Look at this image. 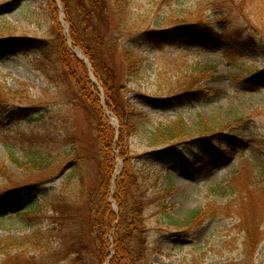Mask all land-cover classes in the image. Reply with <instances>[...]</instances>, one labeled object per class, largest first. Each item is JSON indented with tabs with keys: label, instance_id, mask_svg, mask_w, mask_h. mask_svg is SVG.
<instances>
[{
	"label": "rangeland",
	"instance_id": "obj_1",
	"mask_svg": "<svg viewBox=\"0 0 264 264\" xmlns=\"http://www.w3.org/2000/svg\"><path fill=\"white\" fill-rule=\"evenodd\" d=\"M52 2L59 27L67 35L69 25L64 17L61 19V4ZM49 3L50 0H0V36L8 39L0 45L15 42L23 48L18 55L0 58V118L6 119L4 124L8 125L3 130L34 129L36 142L41 139L38 146L47 144L52 152L50 169L36 180L5 155L0 141V203L14 206L18 197L27 203L30 193L35 192L33 198L46 194L35 208L43 218V232L58 228L50 221L57 216L53 207L58 202L70 214L76 212L79 202L84 203L81 214H74L78 223L85 220L80 232L85 251L80 258L88 264L95 263L99 241L88 220L99 215L102 210L96 212L103 205L98 200L94 208L88 195L100 194L97 161L100 163L102 151L96 143L99 123L78 94L79 89L88 91L91 84L112 147L107 202L118 214L119 205L114 199L117 181L126 171L137 178L129 186L135 185L137 194L146 198L142 216L147 228L148 264H264V84L248 82L250 72L264 69V51L231 50V39L240 31L252 33L257 29L264 37V0H133L122 26L114 23L113 13L108 10L107 26H100L104 51L95 57L102 78H108L104 72L115 73L114 95L110 98L89 58L78 47L66 41L71 54L83 63L69 59L71 81L59 56L54 57L56 34ZM196 20L215 28L202 48L195 47L189 39L154 45L142 37L148 29ZM223 34L228 38L224 39ZM35 39L51 43L54 52L50 58L34 49L26 50L28 41ZM89 45L92 46L90 42ZM185 92L189 95L182 96V100L176 97ZM107 99L113 104L111 110ZM12 106L36 107L40 112L35 117L41 115L40 121H10L6 114ZM203 125L216 133V144L224 150L221 157L203 153L197 144L192 145L197 154H189L183 144L171 143L189 140ZM166 129L174 137L168 139ZM170 143L174 149L181 146L178 149L188 154L187 159L183 154L174 156L163 169L147 158L158 147ZM72 149L79 160L72 162L76 159L68 152ZM60 152L63 154L59 157ZM188 158L189 164L182 161ZM34 185V191L23 189ZM215 185L220 190L213 194ZM190 212L198 213L199 219L192 227L187 226L188 231L184 227L183 235H177L181 229L163 218L167 215L184 220ZM8 219V228L9 223L14 224L12 232L0 230V239L20 237L22 234L13 232L21 226L19 217ZM66 233L71 235V229ZM107 240L112 242L111 233ZM159 242H163L160 247ZM48 244L52 252L47 259L55 261L64 251L59 250L58 239Z\"/></svg>",
	"mask_w": 264,
	"mask_h": 264
},
{
	"label": "trees",
	"instance_id": "obj_2",
	"mask_svg": "<svg viewBox=\"0 0 264 264\" xmlns=\"http://www.w3.org/2000/svg\"><path fill=\"white\" fill-rule=\"evenodd\" d=\"M65 13V21L69 24V38L73 47H78L87 58H89L92 65V69L95 75L101 81L102 87L106 92L107 98L114 95L115 88V73L108 72L104 74L109 78H102V74L98 71L97 60L95 55H100L104 51L105 43H103V34H101V27L107 26L108 22V10L113 13V21L116 25H121L123 23L122 18L126 16L130 10L129 6L133 0H60ZM155 3L158 0H150ZM165 3H170L171 0H162ZM50 7L53 13V30L56 34L55 38V50L56 54L54 57L59 56L61 60L62 67L68 73L67 77L71 81V69L69 59L74 60V62L82 64L76 57L71 54V51L66 46V36L62 33L60 25L57 22V9L55 4L50 0ZM155 5V4H153ZM241 9V8H239ZM123 25V24H122ZM121 25V26H122ZM263 26V25H262ZM124 28V27H123ZM264 28V26H263ZM250 30V29H249ZM215 28L212 27L208 22L205 21H182L176 25H170L167 27H157V29L146 30L142 32L143 39H147L149 43L154 45H172L175 42H181L184 40H190L194 43L195 47L202 48V45H205L204 40L208 37L213 36L215 33ZM262 32L257 29H253V32L240 31L237 35L231 39V50L245 51L246 49L250 52H253L257 49L259 51H264V37L259 36ZM224 35V34H223ZM0 42L6 38H1ZM228 38L224 35L223 37ZM8 40V39H6ZM17 40V39H13ZM26 44V50L34 49L39 51L41 55H44L47 59L53 55L54 50L51 47V43L46 40H31ZM89 42L92 46L89 45ZM5 43V41H4ZM14 43V45H13ZM5 43L0 45V58L4 59L6 56L18 55L17 52L21 51L23 48L17 45L15 42ZM262 45V46H261ZM29 47V48H28ZM251 49V50H250ZM238 63V62H237ZM242 66V65H240ZM246 72H250L247 68L243 67ZM250 79L248 80L251 84H264V69H255L252 73L249 74ZM90 85L88 91L79 89L80 98L91 108V111L94 113L96 123L98 122L96 130V143L98 149L101 152L100 163L98 162V167L100 171V183L98 185L100 194H95L91 192V195H88V202H94V208H96V203L98 200L101 201L103 207L99 209L96 213L102 212L99 215H93L89 217L88 226L91 229V232H94L96 239L99 241V246L95 254V263L91 264H104V262L109 258L108 264H148L149 263V253H148V240H147V228L145 227L144 219L142 216L143 213V204L146 202V198L142 195L137 194V189L135 185L129 186V183L137 180L132 175L126 171L125 174H122L120 177V182L116 183V194L114 199H116L119 205L118 214H114L107 202L108 195V181L111 175V144L107 140L106 130L108 126L105 124L104 114L99 107V102L97 97L94 95L93 91L95 88L93 85ZM111 92L113 93L111 95ZM186 93V94H185ZM182 93L179 96H176L180 100L183 99L182 96L187 97L189 92ZM175 97V98H176ZM172 101V100H170ZM107 107L111 110L113 105L108 99L106 102ZM2 105H0L1 107ZM4 110V107H2ZM5 111V110H4ZM3 111V112H4ZM39 111L36 107L31 108H20L12 106L8 109L6 117L10 121L17 123L20 120L25 122L37 123L41 115L35 117V114ZM21 115L19 116L18 114ZM118 115V114H117ZM5 118V117H4ZM6 119L0 118V141L3 145L5 155L9 156L14 164L23 170L24 172L29 173V177L38 180L37 178L44 172L50 169L52 164L51 155L52 152L49 148V145H42V148L38 146L40 143L36 142V137L34 136V129L32 130H22L19 131L15 129L14 131H4L3 127L8 125L4 124ZM105 126V127H104ZM35 128V127H34ZM103 129V130H102ZM210 128L205 127L204 125L199 129L194 137L189 140H176L171 143L183 144L182 147L186 146L189 154H197L196 149L192 146L197 144L202 152L212 153L215 156L221 157L224 150L217 146V136L216 133H212ZM166 136L169 138L174 137L170 129H166ZM105 131V132H104ZM111 132V131H110ZM165 136V137H166ZM60 137L57 140L59 141ZM61 140V139H60ZM172 140V139H170ZM36 142V143H35ZM46 143V141L44 140ZM60 142V141H59ZM183 142V143H181ZM168 144L163 147H158V150L152 151L150 155H147V158H151L153 161L158 163L157 166L163 167L166 169V166L171 163V158L174 156L179 157V155H184V158L187 159L188 154H185V151L181 146L177 149H174L172 144ZM36 144V147H34ZM40 145V144H39ZM264 146V145H263ZM262 147V146H261ZM64 148V147H63ZM191 149V150H190ZM73 154V157H77L76 150H68ZM63 152L59 153V157L62 156ZM201 155V154H200ZM184 163L191 161L189 158ZM79 160L78 158L73 159V161ZM102 162V164H101ZM182 162V163H183ZM197 160L195 159V162ZM103 165V171L101 172L100 166ZM192 167L193 163L190 164ZM162 171V170H161ZM175 172H172L171 175H174ZM27 190H33L36 186H30ZM22 187L20 186L19 189ZM218 185H215L212 188V193L215 194L219 192ZM32 194V193H30ZM46 194H42L35 198H30L27 200V203L20 204L14 207H2L0 206V230L11 231L13 228L11 224L10 228L5 222L8 218L19 217L21 221V226L18 229H13L14 234H22L20 237H6L0 239L2 244L0 245V264H63L67 260L68 264H88L81 260V255L85 251L83 249V241L81 240L82 234L80 233L84 227V221L77 222L74 214H81V207H85L84 203L79 202L76 206V212L67 213L59 205L60 202L53 207V213H56L57 216L55 219L50 218L52 224H57L58 228L50 232H43L41 229L42 217L38 216L35 211L36 206L39 204V198H45ZM72 206V205H71ZM198 213L190 212L186 214L184 220L179 218H171L170 216L164 215L163 218L168 224H173L175 227H179L181 231H178L177 235L185 234V231L189 230V227H192L196 224L199 218ZM9 220V219H8ZM7 220V222H8ZM193 224V225H192ZM80 226V228H78ZM189 226V227H187ZM185 227V229H184ZM187 227V228H186ZM183 228V229H182ZM71 229V235L67 234L66 231ZM31 232L30 235L27 233ZM111 233L112 242L107 240V236ZM47 238V239H46ZM54 239H58L61 247L59 250H63L61 256L55 257V261H51L47 257L51 254L52 250H49L50 245L48 244ZM3 240V241H2ZM163 245V242H159L157 246ZM11 252H13L11 254ZM44 257L47 259L46 262Z\"/></svg>",
	"mask_w": 264,
	"mask_h": 264
},
{
	"label": "water",
	"instance_id": "obj_3",
	"mask_svg": "<svg viewBox=\"0 0 264 264\" xmlns=\"http://www.w3.org/2000/svg\"><path fill=\"white\" fill-rule=\"evenodd\" d=\"M62 16V18L64 17L63 15H61Z\"/></svg>",
	"mask_w": 264,
	"mask_h": 264
}]
</instances>
